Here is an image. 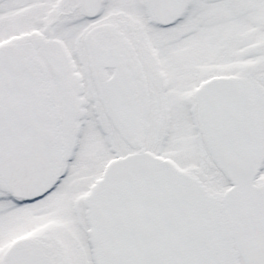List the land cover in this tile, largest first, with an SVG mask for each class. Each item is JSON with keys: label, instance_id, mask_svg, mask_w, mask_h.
<instances>
[{"label": "snow or ice", "instance_id": "6c2138e0", "mask_svg": "<svg viewBox=\"0 0 264 264\" xmlns=\"http://www.w3.org/2000/svg\"><path fill=\"white\" fill-rule=\"evenodd\" d=\"M0 264H264V0H0Z\"/></svg>", "mask_w": 264, "mask_h": 264}]
</instances>
